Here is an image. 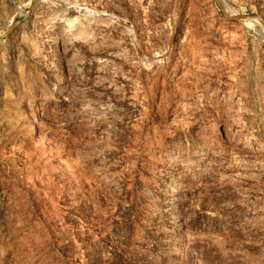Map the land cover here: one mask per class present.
<instances>
[{
	"label": "rangeland",
	"instance_id": "374dc122",
	"mask_svg": "<svg viewBox=\"0 0 264 264\" xmlns=\"http://www.w3.org/2000/svg\"><path fill=\"white\" fill-rule=\"evenodd\" d=\"M0 264H264V0H0Z\"/></svg>",
	"mask_w": 264,
	"mask_h": 264
},
{
	"label": "bare ground",
	"instance_id": "6f19581e",
	"mask_svg": "<svg viewBox=\"0 0 264 264\" xmlns=\"http://www.w3.org/2000/svg\"><path fill=\"white\" fill-rule=\"evenodd\" d=\"M53 15H55V17L53 18V24H54L53 31L55 33H61L62 31L65 30L63 35L73 34L75 38H88L89 36H91L92 35L91 30L87 28H83L84 25L99 21L94 18V15H87L85 20H80L77 17L76 18L75 17L61 18L59 17L60 13L58 12H53ZM62 21H64V23L61 24ZM77 25L80 26L81 28H79ZM159 59H160L159 56L158 57L156 56L154 58L155 61ZM63 91H65V89L61 88L60 93ZM36 105H37L36 102L32 101V102H29L26 106L34 107ZM194 164H195V161L193 160H189L187 163H185L186 166H191Z\"/></svg>",
	"mask_w": 264,
	"mask_h": 264
}]
</instances>
